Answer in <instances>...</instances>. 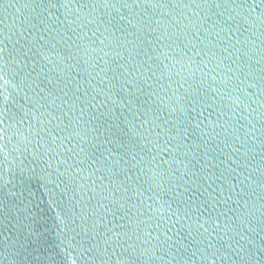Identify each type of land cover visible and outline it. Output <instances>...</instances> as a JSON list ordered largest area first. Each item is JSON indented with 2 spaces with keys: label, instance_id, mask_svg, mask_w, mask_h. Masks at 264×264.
I'll return each instance as SVG.
<instances>
[{
  "label": "water",
  "instance_id": "95a60500",
  "mask_svg": "<svg viewBox=\"0 0 264 264\" xmlns=\"http://www.w3.org/2000/svg\"><path fill=\"white\" fill-rule=\"evenodd\" d=\"M0 264H264V0H0Z\"/></svg>",
  "mask_w": 264,
  "mask_h": 264
}]
</instances>
